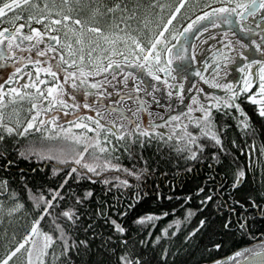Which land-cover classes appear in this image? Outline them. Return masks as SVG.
Instances as JSON below:
<instances>
[{
    "label": "snow or ice",
    "instance_id": "snow-or-ice-1",
    "mask_svg": "<svg viewBox=\"0 0 264 264\" xmlns=\"http://www.w3.org/2000/svg\"><path fill=\"white\" fill-rule=\"evenodd\" d=\"M61 3L63 7L56 11V17L58 18L51 15L55 6L50 8L47 3L43 5V9H41L39 3H30V0H8V2L0 3V23H8L12 26L11 29L9 27L0 28V59L8 58L12 61L14 72L8 76L7 82L11 84L13 80H16L19 84L18 87H10L5 92L3 84L0 83V109L6 107L5 95H7L8 103L11 104H15L17 100L28 99L30 102L29 112L31 113V118L23 125L17 118L14 127L12 123H5V115L0 111V129L3 130V134H0V144L3 145V149L0 150V159L5 161L0 167H3L6 171L14 161L8 159L10 152L5 136L10 137L15 134L24 137L30 129L40 132L42 126L50 125V128L44 129L45 136H48L49 131L55 129L58 125L54 123L57 119L56 115L47 114L58 111L61 107L64 109L70 107L73 110L79 108L76 94L81 92L85 99L84 108L93 106L87 102V98L91 95L95 97L94 103H99L106 111L119 113V119L127 121V125L117 124L112 120L105 123L101 111L96 110L95 118L92 116L87 117L89 121L95 124V127H92L89 123L69 121L71 127L61 128L60 132L55 133L56 136L64 133L66 139H70L76 144H83V151H79L75 155L52 156L44 155L31 146L24 150H17L18 157L24 159L35 155L37 159H54L61 165L70 166V171L61 182L60 188L68 183L69 177H72L73 174H75V180L77 181L81 179L92 180L93 175L98 177L105 170H121L122 166L119 163H112L111 159H105L103 163H97L96 161L100 160V157L94 154H90L92 155L91 162L86 161L85 153H88L90 147L96 152L107 153L109 157H112V153L122 148L130 157L142 160V152L146 143L150 146L153 140H156L160 145L172 147L171 142L175 140V147L172 150L181 154L186 152L187 155L184 156V159L196 162L200 160L206 149V145L198 142L201 137H204L212 141V147L215 149L211 152V159L221 162V154L226 156L228 153L225 140L227 139L229 125L221 123L218 132L212 110L216 109L222 112L224 117H228L234 108L239 116L243 117V119H239L237 116H232V119L237 121V126L242 129H250V118L244 113L241 104L237 102L240 94L247 93V100L258 105V115L264 118V0H227V3L221 0L219 7L210 8L209 11L203 12L196 18V21L185 28L184 33L180 34L184 36L193 28L195 23L204 19L210 18L213 27L217 26L218 23L232 25L235 22L243 36L237 37L235 42L229 39L225 48L229 52L235 51L242 58L244 63L241 71L245 72L246 75L243 77V86L237 92L232 84L221 83L217 80V77L221 74V63H214L211 69L214 74L210 77L205 76L201 71H197L196 75L205 84H208L210 88L224 89L225 95L215 96L212 93H206L208 98L204 103L208 107L204 106L198 96H193L192 103L187 107L186 122L181 121L179 115H170L167 119L160 117V120L163 121L162 125H158L152 119V113L148 108L149 101L144 98L151 96L155 101L153 93L158 90L155 84H148L145 76H149L155 81H161L162 77L159 73H163V84L167 89V95L169 97L176 96L182 102L181 92L184 85L181 83L179 85L180 90L173 91L176 85L172 81L179 78L172 75L173 68L171 65L173 60L182 61L186 58L187 48L182 45L168 46L167 41L162 39L163 30L160 31L159 35L147 37L145 43L139 38L138 34L134 35L132 31H125L123 28L112 31V28L116 27L114 24L107 25V30L100 26H93V24L98 25V17L106 15L105 12L101 11V8L105 6L99 3V0H74V3L73 0H61ZM183 4L184 0H180V5L176 7V11L169 17L168 22L163 25L164 30L168 29L172 18L175 17L176 12L180 11ZM29 7L31 10H29ZM159 7L163 8L164 5L161 4ZM205 7H208V5L206 4ZM119 8L120 5L117 3L112 7H107L106 12L113 13ZM83 9H90V15L81 18L79 13ZM24 11L28 12L27 23H17L25 19ZM10 12L12 15L9 17L8 13ZM73 12L77 13L76 17L72 15ZM132 15H135V13ZM131 18L129 16L127 19ZM45 21H50V23H44ZM32 22L36 24L43 23L44 30L41 31L37 27H32ZM120 22L125 23V18L122 17ZM252 24L260 29L261 38L259 42L252 38L254 32L251 27ZM25 27L29 29L27 33L22 31ZM127 27L129 26L125 23V28ZM136 31L138 33V30ZM229 35L236 36V33L228 32L225 34L226 37ZM175 38L178 41L180 39L179 36ZM192 47V59H195L196 46L193 45ZM253 49L255 52L260 53L261 59H253L247 54ZM216 55L224 63L232 62L233 58L231 56H224L219 51ZM254 64L258 66V72L252 71ZM28 65L32 66L34 72H22V69H25ZM205 69L207 70V65ZM21 76H25L27 82H22L20 80ZM257 76L258 86L255 91H250L253 85L256 84ZM146 84L148 86L144 87ZM196 91L199 93L204 90L196 88ZM108 97L112 99L108 100ZM69 98L71 104H69ZM122 100L130 101L135 105V110L121 105ZM112 104L117 105V107H111ZM197 110L201 115L193 117L191 113ZM65 115H67V112H65ZM144 115L148 117L146 123L143 119ZM181 115L184 114L181 113ZM42 116L47 118H41ZM80 119L83 120V117H80ZM189 124L198 128L199 133L190 132L188 130ZM161 126L170 129L166 137L165 134L157 132V128ZM72 127L92 132L94 137H89L87 132L74 134L72 133ZM17 129L20 130L17 131ZM177 129L180 130V133H177ZM101 130H104L105 133L103 144H101L100 139ZM109 134L116 138L117 144H112ZM231 143L235 144V141L233 140ZM137 148L140 150L139 154H137ZM115 159L118 160L119 157H115ZM145 164H147V161H145ZM81 168L85 169L86 172H81ZM60 170L54 167L53 175ZM122 170L127 175L139 179L141 174L146 173L148 169L145 167L140 170L134 168H123ZM32 171L35 172V169H32ZM192 171L191 166L184 169L185 173ZM88 173L93 175H87ZM243 177L244 171L238 170L235 180L231 184V190L238 188ZM114 179L119 184H112L113 188L129 186L127 179H121L119 176ZM100 182L104 185L110 183L108 178ZM205 187H207L206 184L197 188V194L204 193ZM218 187L220 186L218 185ZM20 189L33 207L39 209L43 205V212L40 218L33 222L31 231L24 237V242H21L9 252L5 259L0 260V264H8L9 259L25 247V243L29 244L26 249V264H45V257L49 255L48 250L52 248L56 241H59L60 244L59 250L53 249L51 253L53 264H100V261L92 259V254L97 248L102 254L106 252L114 256L116 264H150V261L145 256L140 255L139 252L133 254L124 249L129 240L120 237H124L128 229L102 209V202L99 199H97V207L91 212L89 211L88 205L94 197L92 190H86L83 195L73 193L75 203L60 212L63 222L58 223L57 219L59 218L52 221L57 233L56 236H53L49 233H39L37 225L39 219H42L44 215H51L49 210L54 200H57V198L64 199L60 195L59 189L55 191L52 199H46L39 189L34 192L29 187V179L23 170L20 174ZM49 191L52 190L49 189ZM208 191L210 194H205L200 203L207 206L214 201L215 197L214 209L220 213L226 210L228 213L223 223L224 228H229L233 223L232 215L237 213V206L240 210L237 214V221L240 222L241 228L247 227L246 214L250 210L261 219H264V195L260 197L262 202H257V199L252 196H247L241 200V198L233 196L231 191H225L222 187L220 192H216L214 189ZM4 194L15 201L14 207L9 209L10 213L24 207L20 200L19 191L13 189L10 193L8 192L7 179L0 180V195ZM109 207L114 208L115 206L110 205ZM130 208L131 205H129ZM192 214L190 211L189 215ZM118 215L125 217L127 211L118 210ZM164 215H167V213H164ZM81 217L85 219L82 220ZM154 218L151 215L138 216L133 223L143 225L146 221ZM98 220L103 221V223L97 224ZM175 223L179 227V221ZM104 225L112 230V234L105 236L103 231L97 233L96 229L98 227L103 229ZM199 225L201 227L205 226V219H201ZM196 231L197 229H193L188 235L192 236ZM89 232H91V236L88 235ZM116 233L119 236L116 240H113V234ZM81 234L83 238H81ZM165 234H167L166 230ZM37 235H42V243H38L35 239ZM96 240L100 241L99 245H96ZM157 240H159V237H157ZM140 243L144 244V241H140ZM110 244H114L116 247H109ZM94 245H96L95 248ZM117 247L121 248L122 254L117 253ZM213 247L218 249L220 245L214 244ZM260 248V252L252 253L251 259L245 258V264H264V241H261ZM34 255L35 261L33 260ZM164 255H167L166 251ZM240 255L239 251L235 253V256ZM85 256L88 258L83 259ZM210 264H221V261L212 260Z\"/></svg>",
    "mask_w": 264,
    "mask_h": 264
},
{
    "label": "trees",
    "instance_id": "trees-1",
    "mask_svg": "<svg viewBox=\"0 0 264 264\" xmlns=\"http://www.w3.org/2000/svg\"><path fill=\"white\" fill-rule=\"evenodd\" d=\"M151 1L153 0H114L113 2L114 4L118 3L122 9L126 8V13L129 15L136 13L138 16L144 17L146 12L143 11V8ZM170 1V8L162 12L158 21L157 17L154 18L153 16L140 31L141 34L145 35V38L152 36L160 29L179 0ZM139 38L143 40L142 36ZM143 42L145 41L143 40ZM240 104L244 113L250 118V129H242L237 126V121L232 119V116H237L239 119H243V117L239 116L234 108L228 117H224L222 112L216 109L212 110L218 132L221 123L229 125L225 140L228 153L226 156L221 154V162L211 159V152L215 149L212 147V141L204 137H201L198 142L206 145V149L200 160L196 162L186 161L184 159V156L187 155L186 152L181 154L172 150L175 147V140L171 142L172 147L160 145L156 140H153L150 146L146 143L142 152V160L130 157L122 148L112 153V157H109L107 153L96 152L90 147L88 153H85L86 161L91 162L92 155L90 154H94L100 157V160L96 161L97 163L111 159L112 163H119L122 166L121 170L108 169L101 172L98 177L88 173L87 175H93L92 180L81 179L77 181L75 174H73L63 188H60L63 180L61 181L57 176L53 179L50 178L47 171H38L37 169L35 172L32 171L35 166H39L41 169L51 166L44 165L45 163L42 162L34 164L37 160L31 157L28 159L18 157L17 150H24L31 146L38 151H44L48 148L53 149L52 146L56 144L61 145L60 148L67 155L70 148H75V152L83 151V144H76L66 138L45 136L42 131L36 132L35 130L28 131L24 137L15 134L10 137L6 135L5 141L10 152L8 159L13 160L14 163L7 171L0 167V180H8L9 193L13 189L20 192V200L24 207L16 214L0 215V260H3L21 242L32 223L40 218L43 212L44 206L41 205L39 209L33 207L20 189V174L23 170L29 179V187L34 192L39 189L46 199H52V192L59 189L60 195L64 197L63 200L57 198L53 201L49 210L51 215L46 214L42 219H39L37 228L41 234L49 233L56 236L57 233L52 223L53 219L59 218L57 222L62 223L63 218L60 217V212L75 203L73 193L83 195L86 190L90 189L94 192V197L88 205L89 211L91 212L97 207V199H99L102 202V209L128 229L124 237H120L129 240L124 249L133 254L139 252L140 255L145 256L150 261V264H210L212 260L221 261L227 256H230L231 259L228 258L221 264H234L249 254L246 252L247 250L241 252L242 248L244 249L264 239V219L250 210L246 214L247 227L241 228L240 222L237 221V214L240 211L237 206V213L232 215L233 223L226 229L223 227V223L228 213L226 210L220 213L214 209L215 197L214 201L207 206L201 204L200 201L203 200L205 194H210L209 189L220 192L222 187L225 191H231L233 196L241 198V200L247 196H252L257 199V202H262L260 197L264 195V154H262L264 152V118L258 115V105L247 101H242ZM188 130L199 133V129L191 124H189ZM177 133H180L179 129H177ZM0 134H3L2 129H0ZM104 134L101 132V144L104 143ZM109 139L112 144H117L114 136H110ZM233 140L235 144L231 143ZM2 149L3 145L0 144V150ZM139 153L140 150L137 148V154ZM115 157H119V159L117 160ZM50 162L59 164L55 160ZM4 163L5 161L0 159V165ZM189 166L193 168V171L185 173L184 169ZM145 167L148 170L146 173H142L139 179L127 175L122 170L123 168L140 170ZM83 170L81 172H86L85 169ZM238 170L244 171V177L238 188L231 190V184L234 182ZM67 173L65 172L64 177ZM117 176L121 179H127L129 186L113 188L112 184H119L114 179ZM105 178L110 181L108 185L100 182ZM205 184L207 185L205 192L197 194V188ZM49 189L52 191L50 192ZM14 203L15 201L10 199L7 194L0 195V204H5L7 209H10L9 207ZM110 205L115 207H109ZM129 205H131L130 209ZM77 207L79 206L77 205ZM118 210L127 211V215L120 217ZM190 211L193 213L192 215H189ZM148 215L155 218L146 221L143 225L133 223L136 217ZM81 219L84 220L85 218L81 217ZM201 219H205V226L203 227L199 225ZM176 221H179V227L176 226ZM102 223L101 220L97 221V224ZM193 229H197V231L189 236L188 234ZM165 230L167 234H165ZM96 231L97 233L103 231L105 236L112 234V230L107 225H104L103 229L98 227ZM88 235L91 236V232ZM118 236V233L113 234V240H116ZM81 238H83L82 234ZM140 241H144V244H141ZM59 244L60 242L56 241L48 250L49 255L45 257V264H53L51 253L53 249L59 250ZM99 244L100 241L96 240V245ZM214 244H219L220 247L217 249L213 247ZM109 247H116V245L110 244ZM257 249L258 246H253L251 252ZM116 251L118 254H122L120 247H117ZM165 251L167 252L166 256L164 255ZM235 251H239L241 255L235 256ZM87 258V256L83 257V259ZM92 259L100 261V264H116L114 256L106 252L102 254L98 248L92 254Z\"/></svg>",
    "mask_w": 264,
    "mask_h": 264
},
{
    "label": "flooded vegetation",
    "instance_id": "flooded-vegetation-1",
    "mask_svg": "<svg viewBox=\"0 0 264 264\" xmlns=\"http://www.w3.org/2000/svg\"><path fill=\"white\" fill-rule=\"evenodd\" d=\"M208 5V7H205V5ZM221 4L220 0H188L187 6L185 9L181 12L179 16H177L175 22L172 24L170 30L164 34L162 37L163 40L167 41L168 46H179L182 45L183 47L187 48V52L185 53L186 58L184 60H173V63L171 67L173 68V76H177L179 79L176 81H172L176 86L173 89V91L180 90L179 85L182 83L184 85V88L181 92V95L183 97V101L181 102L180 99H178L176 96L169 97L167 95V89L165 88V85L163 84V73H159V75L162 77L161 81H155L152 80L151 77L145 76V80L148 82V84H155L157 86L156 91H154L155 101H153L151 96L144 97L146 100L149 101L148 108L152 113V119L159 124V122H163L160 120V117H164L167 119L170 115H179L181 120V113L187 112V107L189 104L192 103V97L198 96L201 99V102L204 103V101L208 98L206 97V93H212L215 96H224L225 90L224 89H218V88H210L208 84H205L203 80L199 76L196 75L197 71L203 72L205 76H211L214 73L211 72V69L214 65V63H221V74L217 77V80H219L221 83H230L233 85L235 90L239 92V89L243 86V77L246 75L245 72L241 71V68L243 67V60L240 58L235 51L229 52L225 45L227 44L228 40L231 39L233 42H235V39L239 36H243V33L240 32L237 24L234 22L232 25H226V24H220L218 23L217 26L213 27L210 18L204 19L199 21L198 23H195L193 28L187 32L184 36H181V33H184L185 28L188 27V25L194 21H196V18L200 16L203 12L209 11L210 8H217ZM12 14H8L10 17ZM19 23V22H17ZM20 23H23L20 21ZM43 27V24L41 25ZM2 27H9L11 29V25L8 23H2L0 25V28ZM251 27L254 29V32L252 34V38L255 39L257 42H259L261 38V32L260 29L256 28L255 24H252ZM41 31L44 29L39 27ZM25 33H27L29 30H26L25 28L22 30ZM228 32H235L236 36H225ZM176 36H179V41L175 38ZM193 45H195V59H192L193 56ZM238 47V45H237ZM222 53L224 56H231L232 62L231 63H224L220 60L219 56H217V52ZM166 52V49H165ZM251 58L253 59H261L260 53L255 52L254 49L252 51H249L247 53ZM215 57V59H214ZM14 59V58H13ZM207 65V70L205 69V66ZM258 66L253 65L252 71L257 72ZM25 71H33L31 65H28L25 69H22V72ZM14 72V68L12 65V61L8 58L0 59V83L3 84L5 92H7V89L10 87H18L19 84L16 80H13V82L10 84L7 82L8 76H10ZM43 78V74H42ZM50 79V78H49ZM62 79V76H61ZM91 79V78H89ZM99 79V78H97ZM20 80L22 82H27V79L25 76H21ZM148 85H144V87H147ZM258 86V76L256 77V84L253 85V88L250 91H255L256 87ZM70 87V85H69ZM196 88H201L204 91L197 92ZM151 91V89H149ZM77 101L79 103V108L73 110L70 107L67 109L59 108L58 111L49 113L47 115H56L57 119L54 123H56L59 127H71L69 121H72L74 123L83 122V123H89L92 127H95V124L92 123L87 119L88 116L96 117V110L101 111V116L103 117V122H107L108 120L115 121L117 124H125L127 125V121H121L119 119V113L117 112H110L104 110V108L99 103H94L95 97L89 96L87 98V102L92 104L93 106L91 108H84L83 105L85 103V99L83 97L82 92L77 93ZM143 95V93H141ZM108 100H111V97L107 98ZM28 99L23 100L22 102L27 101ZM5 101H8V96L5 95ZM20 101V100H17ZM242 101H247V93L240 94L238 97L237 102L241 103ZM121 105H123L125 108H132L135 110V105H133L130 101L122 100ZM69 104H71V99L69 98ZM205 107H208L206 103H204ZM111 107H117V105L112 104ZM195 107V106H194ZM65 112H67V115H65ZM140 115L139 113L137 114ZM193 117H198L195 115V113H191ZM80 117H83V120L80 119ZM41 118H47L46 116H42ZM145 123L147 122V115H144L143 117ZM187 119H184V122H186ZM175 123V122H173ZM50 125H44L42 127ZM168 127H158L157 132L161 134H167L169 130H167ZM72 130H75L77 132H87L85 129H77L75 127H72ZM30 131V130H29ZM80 132V133H81ZM101 132L104 133V130H101ZM89 137H94V134L92 132H87ZM112 136L109 134V138ZM40 163V162H34ZM37 165V164H36ZM44 165L51 166L46 167L44 169L39 168V166H35L33 169H37L38 171H47V173L50 175V178L55 179L56 176L62 180H64V174L65 172L70 171V167H65L59 164H55L53 162H46ZM59 168L61 169L59 172H57L55 175H53V168ZM84 171L83 169H80V171ZM55 192L53 191L52 194ZM50 199V198H48ZM261 241H257L256 243L252 244L251 246H247L244 249L242 248L240 251H245L249 253L245 255L243 258L252 255L254 252L261 251L260 248ZM253 246H258V249L254 252H251ZM241 258V259H243ZM240 259V260H241Z\"/></svg>",
    "mask_w": 264,
    "mask_h": 264
},
{
    "label": "rangeland",
    "instance_id": "rangeland-1",
    "mask_svg": "<svg viewBox=\"0 0 264 264\" xmlns=\"http://www.w3.org/2000/svg\"><path fill=\"white\" fill-rule=\"evenodd\" d=\"M113 1L114 0H99V3H101V4H103L105 6L104 8H101V11L105 12L106 15L103 16V17H98L97 18V20L99 22L98 25L97 24H93V26H100L103 29L107 30V25L114 24V25H116V27L112 28V31H117V30H119L121 28L125 29V31H132L134 35L138 34L139 37L142 36L143 40L145 41V43H146L145 35L141 34L140 31L148 23V21H150V19L153 18V16H154V18L157 17V21H158V17L162 16V12L167 11L170 8V5H171V1L170 0H153L148 5L144 6L143 11L146 12V14L143 17V16H138L136 13H135V15H132L133 13L131 15H129L122 8H119V9L115 10L113 13H107L106 12L107 7H112L114 5ZM0 2L1 3L8 2V0H0ZM31 2L39 3L41 9H43V5L45 3H47L50 8H53V6H55L53 8L52 13H51V15L53 17H56V11H58L61 7H63V5L61 3V0H30V3ZM187 2H188V0H184L183 6L180 7V11L176 12L175 17L172 18V22H171V24L168 25V29L164 30L163 29V25L168 22L169 17L172 15L173 12L176 11V7L180 5V0H179L177 2V4L173 7V9L171 10L170 14L166 17V19H165L164 23L162 24V26L160 27V29L156 33L152 34V36L153 35H159L160 31H162V30L164 31V34L167 33L170 30L172 24L175 22L177 16H179L181 14V12L187 6ZM220 2H221V0H220ZM223 2L227 3V0H223ZM73 3H74V0H73ZM111 4H113V5H111ZM161 4L164 5L163 8L159 7V5H161ZM29 10H31L30 7H29ZM8 14H12V13L10 12ZM27 14H28L27 11L23 12V15L25 17V19L22 20L23 23H27V21H26ZM72 15L74 17H76L77 13L73 12ZM88 15H90V9H83L79 13V16L81 18L84 17V16H88ZM129 16H131L132 18L131 19H127ZM122 17L125 18V23L129 27L125 28V23H121L120 22ZM56 18H58V17H56ZM18 22L20 23V21H18ZM44 23H50V21H45ZM42 24L43 23L37 25L35 22H32L31 26L32 27H37V28H39V27L43 28L41 26ZM0 25H2V23H0ZM25 29L29 30L27 27H25ZM136 30H138V33H137ZM257 72H258V69H257ZM258 83H259V80H258ZM5 104H6V107L4 109H0V111H2L4 113V115H5V123H12V125L15 127V120L17 118L19 119L21 125L25 124L27 122V120L31 118V113L29 112L30 102L28 100L25 101V102L16 101L15 104H11V103H8V101H5ZM194 113L197 116L201 115V113L198 110L194 111ZM183 114L184 115H181V121H184V119H187L188 113L185 112ZM46 128H50V127H48V126L42 127V130H41L42 133H44V129H46ZM61 128H69V127H64V126L63 127H59L58 126L55 129H51L49 131L48 136L49 137L52 136V137H56V138L59 137L61 139L62 138L65 139L64 133H61L59 136L55 135V133L60 132ZM19 130L20 129H17V131H19ZM30 130L32 131L34 129H30ZM167 130L170 131L169 128ZM80 132L72 130V133L77 134V135L80 134ZM79 145H81V144H79ZM60 146L61 145H56L55 144L54 146H52V147H54L53 149L48 148V149H46L44 151H40V152L42 154H44V155H52V156L65 155V152L63 151L62 148H60ZM66 147H68V146H66ZM68 148H70V147H68ZM70 150H69V154L67 153V155H75L77 153V152H75V150H76L75 148H70ZM67 155H65V156H67ZM31 158L36 159L37 161L42 162L43 164L48 162V161H53L54 160V159H37L35 155L31 156ZM55 161L58 162L57 160H55ZM12 207H14V205H12L9 208H12ZM0 208H1L0 209V215H2V214L12 215V214H16L18 211H20V209H18L17 211L10 213L9 209H7V206L5 204H0ZM31 227H32V225H31ZM27 234H25L23 236L21 242H24V237ZM35 239L37 240L38 243H42V235H37L35 237ZM28 246H29V244L25 243V247L20 249L19 252H16V254L9 259L8 264H26V256H27L26 249H27ZM33 260L35 261V255L33 256Z\"/></svg>",
    "mask_w": 264,
    "mask_h": 264
},
{
    "label": "water",
    "instance_id": "water-1",
    "mask_svg": "<svg viewBox=\"0 0 264 264\" xmlns=\"http://www.w3.org/2000/svg\"><path fill=\"white\" fill-rule=\"evenodd\" d=\"M172 116H176V115H172ZM162 124H163V122L159 123L158 125H162ZM262 241H264V239H262ZM236 252H237V251H236ZM236 252H234V254H235ZM259 252H260V251H259ZM229 257H230V256H227V257L222 258V259H221V262L228 260ZM245 258L251 259V258H252V255H249V256H247V257H245ZM245 258H243V259L237 261V262L234 263V264H245Z\"/></svg>",
    "mask_w": 264,
    "mask_h": 264
},
{
    "label": "bare ground",
    "instance_id": "bare-ground-1",
    "mask_svg": "<svg viewBox=\"0 0 264 264\" xmlns=\"http://www.w3.org/2000/svg\"><path fill=\"white\" fill-rule=\"evenodd\" d=\"M160 123V122H159ZM236 252V251H235ZM238 252V251H237Z\"/></svg>",
    "mask_w": 264,
    "mask_h": 264
}]
</instances>
